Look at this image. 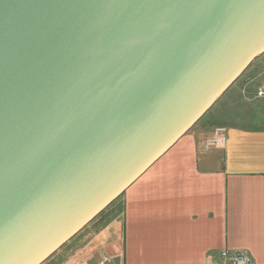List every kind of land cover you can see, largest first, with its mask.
I'll list each match as a JSON object with an SVG mask.
<instances>
[{
	"label": "water",
	"instance_id": "obj_1",
	"mask_svg": "<svg viewBox=\"0 0 264 264\" xmlns=\"http://www.w3.org/2000/svg\"><path fill=\"white\" fill-rule=\"evenodd\" d=\"M264 55V0H0V264H44Z\"/></svg>",
	"mask_w": 264,
	"mask_h": 264
},
{
	"label": "crops",
	"instance_id": "obj_2",
	"mask_svg": "<svg viewBox=\"0 0 264 264\" xmlns=\"http://www.w3.org/2000/svg\"><path fill=\"white\" fill-rule=\"evenodd\" d=\"M261 89L264 68L252 69L220 107V120L183 136L119 198L120 213L60 264H93L105 255L109 264H222V251L264 264ZM217 127L227 130L225 147L206 148Z\"/></svg>",
	"mask_w": 264,
	"mask_h": 264
},
{
	"label": "rangeland",
	"instance_id": "obj_3",
	"mask_svg": "<svg viewBox=\"0 0 264 264\" xmlns=\"http://www.w3.org/2000/svg\"><path fill=\"white\" fill-rule=\"evenodd\" d=\"M264 68V55L256 60L249 70L247 69L242 76L231 86V88L219 99V101L205 114V116L192 128H198L205 123H216L218 116H215L220 107L226 103L230 98H233L244 85L248 82V76L252 69ZM251 69V70H250ZM191 129V130H192ZM120 200L117 199L111 204L105 211H103L95 220H93L85 229H83L77 236H75L70 242L65 244L57 253H55L44 264H60L62 260L66 259L70 253L75 252L79 246H84L90 241V238L94 236L95 232L106 226L113 217L120 213ZM78 251V250H77Z\"/></svg>",
	"mask_w": 264,
	"mask_h": 264
},
{
	"label": "built area",
	"instance_id": "obj_4",
	"mask_svg": "<svg viewBox=\"0 0 264 264\" xmlns=\"http://www.w3.org/2000/svg\"><path fill=\"white\" fill-rule=\"evenodd\" d=\"M258 97L264 96V90H258ZM227 142V130L224 127H217L213 133L206 139V148L222 149L225 147ZM222 264H253L251 257L243 251H222L220 254ZM111 258L107 255L93 264H109Z\"/></svg>",
	"mask_w": 264,
	"mask_h": 264
}]
</instances>
